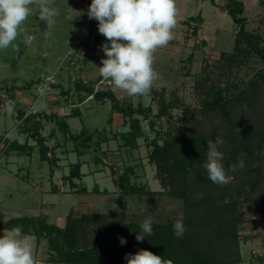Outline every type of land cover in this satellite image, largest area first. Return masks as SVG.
Wrapping results in <instances>:
<instances>
[{"label": "rangeland", "instance_id": "1", "mask_svg": "<svg viewBox=\"0 0 264 264\" xmlns=\"http://www.w3.org/2000/svg\"><path fill=\"white\" fill-rule=\"evenodd\" d=\"M90 4L91 0H50V6L59 10L51 29L40 19L38 6H32V14L23 25L24 31L13 42L16 47L0 50V112L9 101L18 104L14 101L16 97L19 104L25 105L22 108L24 118H28V115L29 118L34 117L23 123L24 118L18 117L21 106H14L11 116L17 120L8 118V134L0 137V150L3 151L18 145L17 142L33 146L32 150H26L27 153L19 156L20 150L13 148L9 154L13 157L10 159L7 156L0 163V221L46 214L51 222L65 225L70 212L75 215L92 211L110 214L125 209L129 215L136 214L129 226V219L125 216L120 215L118 220L114 216H107L106 220L103 219V226L94 219L88 225L90 229L84 225L87 227L85 234H78L79 246L84 241L91 245L100 243L104 250L121 252L124 259L126 253L134 254L140 249L154 250L160 241V237L154 236L159 234L158 224L168 219L184 220L186 213L181 198L167 193L146 194L147 190H163L157 178V167L149 160L151 142L154 139L162 142L170 134H175L177 126H182L177 120L182 115L183 104L199 110L205 90L217 88L236 93L250 88L263 67V59L255 49L244 43L248 56H241L242 62L230 64L222 59V51L234 53L239 28L223 7L225 0H176L174 38L154 53L153 68L158 73V79L147 95L132 97L100 75L101 59L106 57L99 46L106 42V38L98 32V21L90 20L87 16ZM252 4V9H245L243 15L247 19L246 29L256 37L253 39L254 45L264 47L263 0H256ZM48 31L52 33L50 37L45 36ZM25 36L31 37L30 44L25 43ZM87 87L95 91L112 90L123 107L127 108L130 104L144 109L146 116L143 112L133 115L139 118L143 131L138 149L125 145L121 135L131 129L132 116L125 117L122 111L113 109V102L109 98L96 99L86 91ZM23 89L32 93L27 100L24 99ZM178 97L180 101H176ZM161 102L175 104L176 107L169 110L171 115H158ZM240 108L251 111L256 126L250 128L249 125L250 133L248 136L245 134L244 139L261 140L258 134L262 125L256 124L261 122L256 115L261 114L259 101L254 103L251 110L245 103ZM233 113L234 119L242 118L241 110L235 108ZM54 116L59 120L65 118L69 130L81 133L84 141L88 140L89 132L92 138L88 140V147H79L80 141L76 142L64 134ZM208 117L197 111V127L202 129L196 130L210 135V126L216 124L217 120L209 122ZM223 122L222 118L220 123ZM84 127L86 133L82 131ZM37 129L46 136L50 145L47 160L41 159L37 137L33 136ZM217 132L216 137L221 138L224 125ZM262 147V151L258 148L253 155L244 153L245 166L235 172L226 166L227 161H233L232 157H224L222 163L230 182L220 187L219 191H214L215 200L224 202L226 197L235 198L237 195L234 186L238 188L243 183L249 184L242 187L248 190V195L240 200L238 210L232 214L223 212L219 218L222 222L232 216L240 220L237 230L241 236V261L231 264H264V205H260L264 194V143ZM78 150H85V153L79 154ZM218 150L221 151L219 147ZM249 160L250 163L246 164L245 161ZM77 162H82L83 177L74 179L78 187H73L68 177L72 164ZM233 164L231 162L230 166ZM129 167L134 170L130 174L131 181L136 187L144 188V193L125 194L119 187V176ZM257 167L261 174L256 173L257 169L254 168ZM83 187L88 192L78 193L77 189ZM197 188L200 189V186ZM228 188V196L226 193L222 195ZM55 189L58 191L54 192ZM201 192L195 193L197 198ZM213 202L194 208L190 217H194L195 221L201 217L211 220L210 224L206 223L209 228L201 229L196 249L199 253H209L207 257L218 262L225 261L230 254L223 253L222 233H217L220 225L212 227L215 220L211 217L213 213H218L213 208ZM145 219L152 221L153 235L137 242L136 234ZM4 230L8 229L0 228V236ZM31 237L36 264H54L47 258V242L43 241L38 246L35 238ZM120 237L126 239L125 245L120 244Z\"/></svg>", "mask_w": 264, "mask_h": 264}, {"label": "trees", "instance_id": "2", "mask_svg": "<svg viewBox=\"0 0 264 264\" xmlns=\"http://www.w3.org/2000/svg\"><path fill=\"white\" fill-rule=\"evenodd\" d=\"M264 4V0H263ZM227 10L229 16L233 18L237 24L238 33L237 39L235 41L234 53L222 51L221 56L225 61L228 60L230 64L237 62H242L241 56H248V50L243 46L242 43L249 45L250 48L255 49L263 59V67L259 70L257 78L253 80L250 88L241 89L236 93H229L228 90H218L217 88H209L204 91L203 102L201 108L197 110L192 105L183 104L182 115L178 118L177 122L182 124V126H177L175 134H170L169 137H166L159 142L158 139H154L151 142L152 149L149 153V160L151 163L155 164L157 167V177L163 187V190L158 192H153L150 190L146 191V194H169L176 198H181L185 204L186 213L184 215L183 223L185 225L186 231L181 238H177L173 235V225L175 220H167L165 223L161 222L158 224L157 229L159 234H154L155 238L160 237V241L157 242L156 248L154 250H149L156 255L163 257L165 260H172L173 264H231L236 261H241L240 256V234L237 230L240 220L236 217H229L228 220L222 222L219 220L220 215L223 212L232 214L231 212L238 210L240 200L245 198L248 195V190H243L242 187L249 186L248 183H243V186L236 187V196L234 198L226 197L224 202H219L215 200L214 191H219L220 187L218 184H212L208 179L207 170L203 165L207 162V140L212 139L215 142L217 132L224 125V132L221 138L224 140L223 148L218 146L221 149L224 157L228 155L232 157L233 161H227L226 166L230 167L231 162L234 164L238 163L239 160L243 159V154L247 153L248 156L253 155L255 150L262 151L264 143V47L254 45L253 39L254 34L246 29L247 19L243 16L245 5L242 0H225L224 6ZM237 61V62H236ZM86 87V86H85ZM90 94H93V97L96 99L109 98L113 102V109L122 111L125 114V117L132 116L130 120V130L123 132L122 138L124 144L129 146L131 149H138L139 138L142 137L143 131L141 128V123L138 117H133L137 112H146L144 109L135 107L128 104L127 108L123 107L118 103V98L112 90L102 91L87 87L86 88ZM14 101L18 104H14L19 108L18 117L20 119L24 118L25 112L22 108H25V105L19 104L20 102L16 97ZM176 101H180L179 97ZM259 101L261 105V114L256 113L257 119L261 122L256 124L262 125V128L259 130V137L261 140H246L244 139L245 134L247 136L250 133L249 125L256 127L253 122L254 117L252 116L251 111H246L240 106H244V103L247 105L248 109L251 110L254 107V103ZM183 103V101H181ZM242 104V105H241ZM19 105V107H18ZM173 107H176L175 104L161 102L160 109L158 111L159 116L171 115L169 110ZM237 108L241 110L242 118L234 119L233 110ZM150 107L148 108V110ZM197 111H200L204 117H208L209 122L212 120L217 123L213 126L211 125L212 132L211 134H204L196 129L198 128L197 120ZM33 116L28 115V118H24V122L29 121ZM223 118V124L220 121ZM50 120L52 118H49ZM54 120L60 125V129L64 134H68L69 138L72 137L76 142L80 141L79 147L81 145L88 147V140H91V134L88 132L87 141L80 136L81 133H74L69 130L66 119H60L54 116ZM112 121V120H111ZM252 121L251 124H249ZM243 125V127H241ZM246 126V127H245ZM203 127V125H202ZM253 128V129H254ZM239 129V131H238ZM40 130V128H39ZM39 130H36V134H33L34 137H37V145L39 146L40 157L42 160H47V153L49 151V145L47 144L46 136L40 134ZM87 131L84 127L83 132ZM258 132V129H254ZM217 132V133H216ZM86 133V132H85ZM32 136V137H33ZM82 141H81V140ZM12 148H17L21 152L25 153L26 150H32L33 146L24 144V145H12ZM87 150V149H85ZM85 150H78L79 154L85 153ZM57 156L55 155V158ZM244 160V159H243ZM248 164L249 161H245ZM82 162L73 163L70 168V173L68 179L70 180V185L73 187H78V184L74 182V179H81L83 174L81 173ZM256 173L261 174L259 167ZM133 168L129 167L127 171H124L118 180L119 187L122 189V192L125 194H142L145 192L144 188H138L135 186V183L131 181L130 174L133 173ZM253 185V182L251 183ZM200 186V189L197 187ZM227 186V185H226ZM236 187V188H235ZM199 190H202V194L197 198L195 193ZM225 191V190H224ZM224 193L229 192V188L226 189ZM77 192H88L86 187L77 189ZM232 195V194H231ZM229 195V196H231ZM228 196V194H227ZM262 202L260 205H264V194L262 196ZM214 199V200H213ZM215 201V202H213ZM214 210H218L217 214L213 213L212 219H214V226L220 225L217 233L220 234V237L223 238V253L230 254L225 261H215L212 258H208L209 253H199L196 249L198 237L200 236V231L203 227L209 228L211 220H206L207 218L201 217L200 220H196L194 217H190V214L193 212L194 208H198L202 204H212ZM261 202V201H260ZM259 204V202H258ZM125 210V209H124ZM113 211L110 214L99 213V212H90L88 214H77L70 212L67 217L66 224L64 227H60L56 224L50 223L47 220V217L44 215L40 216H24L12 218L6 222L0 221L1 229H12L13 227L20 226L23 233L33 234L38 243L42 240L47 242L49 248L48 261L54 264H127V261L122 258L121 252H116L112 249H105L100 243L96 245H91L86 241L83 242L82 246H79L80 239L78 234H85L87 232L86 228L90 223L96 219L100 221V226L104 225V220L107 216H114L118 220L119 216H125L129 220L127 225L132 223L133 217H136L135 213L128 214L126 210L124 211ZM228 214V215H229ZM128 215V216H127ZM262 215L264 212L262 210ZM205 221V222H203ZM203 226H201V224ZM208 223V224H206ZM87 225V227H84ZM99 227V226H98ZM89 228V227H88ZM90 229V228H89ZM230 241L233 243L231 246ZM220 241H218L219 243ZM195 247V248H194ZM196 249V250H195ZM230 257V259H228Z\"/></svg>", "mask_w": 264, "mask_h": 264}, {"label": "clouds", "instance_id": "3", "mask_svg": "<svg viewBox=\"0 0 264 264\" xmlns=\"http://www.w3.org/2000/svg\"><path fill=\"white\" fill-rule=\"evenodd\" d=\"M34 5L39 8L40 19L51 29L59 10L50 6V0H0V50L16 47L13 42L24 31L23 25ZM87 16L98 21V32L106 38L99 46L106 57L101 59V77L111 80L129 96L147 95L158 79L153 68L154 53L174 38L176 0H91ZM51 35L50 31L45 32L46 37ZM25 43L30 44L31 37L25 36ZM6 111L10 115L14 113V102H8ZM223 144L220 137H216L215 142L207 140V162L203 165L208 179L219 186L230 182L222 163L223 153L218 150ZM244 166L241 159L229 170L235 172ZM140 229L135 237L137 242L153 235L152 221L145 219ZM185 231L182 218L176 220L173 235L181 238ZM119 242L125 245L126 239L120 237ZM124 259L127 264H173L172 260H165L147 249L126 253ZM0 264H36L33 238L24 234L20 226L4 230L0 236Z\"/></svg>", "mask_w": 264, "mask_h": 264}, {"label": "crops", "instance_id": "4", "mask_svg": "<svg viewBox=\"0 0 264 264\" xmlns=\"http://www.w3.org/2000/svg\"><path fill=\"white\" fill-rule=\"evenodd\" d=\"M243 1V3H244V5H245V9H246V11H247V8H250V9H252V6H253V4L252 3H254V2H256V0H242ZM244 12H245V10H244ZM243 15H244V13H243ZM18 90V89H17ZM22 92H24V99H28V96H29V94H32V93H27L26 92V89H23L22 90ZM22 95V94H21ZM23 99V100H24ZM40 99V98H39ZM39 99L37 100V101H39ZM0 107H2V106H0ZM8 118H11L13 121H15V120H17V119H13L12 118V116L6 111V108H2V110H1V112H0V137H4V136H6L8 133H6L7 132V128H8V126H7V124H8ZM6 140H7V138H6ZM14 141H16V140H14ZM17 142V141H16ZM15 143V142H14ZM18 144H20L19 142H17ZM20 145H23V144H20ZM49 145V144H48ZM50 146V145H49ZM65 147V146H64ZM10 148V147H9ZM15 149V148H14ZM10 150H13V148H10V149H6L5 148V152L3 151V150H0V163L2 162V160L6 157L7 158V156L11 159V157H13V156H11V155H9V154H11L12 152H10ZM19 150V149H18ZM2 151V152H1ZM14 152V151H13ZM18 152V151H17ZM3 153H5V156L3 155ZM25 153H27V151L25 152ZM25 153H23V152H21L20 151V153L17 155V156H19V155H23V154H25ZM16 156V157H17ZM8 161H10V160H8ZM29 176V175H28ZM56 191H58V189H55L54 190V192H56ZM40 216V215H39ZM44 216H46L47 217V220L50 222V223H53V222H51L50 220H49V218H48V215H44ZM53 224H56V223H53ZM57 225V224H56ZM58 226H60V227H64L65 225H60V224H58ZM27 235V234H26ZM29 235H31V236H33L34 238H35V240H36V245H38V246H40L41 245V243L43 242V241H45V240H42L40 243H38V241H37V239H36V237L33 235V234H29ZM44 244V243H43ZM47 244V243H46Z\"/></svg>", "mask_w": 264, "mask_h": 264}]
</instances>
